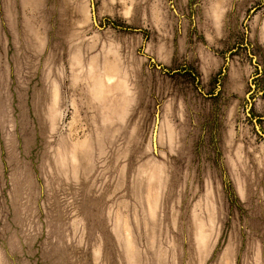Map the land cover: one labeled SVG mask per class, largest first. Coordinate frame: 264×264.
Masks as SVG:
<instances>
[{"label": "rangeland", "instance_id": "obj_1", "mask_svg": "<svg viewBox=\"0 0 264 264\" xmlns=\"http://www.w3.org/2000/svg\"><path fill=\"white\" fill-rule=\"evenodd\" d=\"M0 264H264V0H0Z\"/></svg>", "mask_w": 264, "mask_h": 264}, {"label": "water", "instance_id": "obj_2", "mask_svg": "<svg viewBox=\"0 0 264 264\" xmlns=\"http://www.w3.org/2000/svg\"><path fill=\"white\" fill-rule=\"evenodd\" d=\"M159 123H160V120H159V116L157 115L156 119H155L154 130H153V138H152L154 149H156V147H157L156 140L158 138Z\"/></svg>", "mask_w": 264, "mask_h": 264}]
</instances>
